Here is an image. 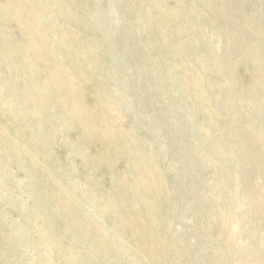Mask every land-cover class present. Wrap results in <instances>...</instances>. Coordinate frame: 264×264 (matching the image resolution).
Listing matches in <instances>:
<instances>
[{"label": "rangeland", "instance_id": "rangeland-1", "mask_svg": "<svg viewBox=\"0 0 264 264\" xmlns=\"http://www.w3.org/2000/svg\"><path fill=\"white\" fill-rule=\"evenodd\" d=\"M157 1L163 6V14L167 11L170 15L159 21L165 27L161 30L163 39L156 38L148 27L154 10L148 0H71L67 9L72 13L73 24L57 17L59 22L56 25L61 30L70 26L65 33L84 47L81 57L86 58L81 61L82 65L74 68L66 64L62 66L63 61V81L75 90L85 88L84 99L88 102L97 88L99 108L107 110L113 106V111L117 112L116 126L127 132L134 142L146 145L145 151H132L133 161L145 165L149 172L153 171L159 180L156 187L162 186L161 193H170V197L168 201H145L154 207L157 217L166 222L164 234L186 248L187 264H199V259L203 260L201 264H236L239 255L216 258L217 253L226 250L241 254L249 264H264V217L260 222L263 225L257 226L258 215L254 208L260 204L249 197L246 188L264 194V177L256 168L246 169L243 159L238 157L243 147L226 135L225 128L230 122L227 113L208 110V104L202 101L203 96H194L192 88L177 78L184 77V66L188 67L189 75L196 72L191 76V85L196 84L202 74L199 71L200 49L193 47L197 35H204L209 50L216 57L204 72L207 87L209 82L214 86L206 88L210 98L216 101L214 88L217 93L222 91L218 105L224 106V110L226 107L239 120L238 128L259 143H264V129L261 132L253 130L249 124L253 120L264 121V99L248 100L250 71L236 56L227 60L225 43L220 37L227 28L224 11H213L206 0ZM247 2L263 9L262 13L252 15L255 22L262 21L263 26L256 24L258 31H262L260 33L254 31L255 27L247 19L251 12ZM3 4L4 0H0V6ZM234 6L240 17L239 28L246 33V39L252 44L255 38L264 40V0H244ZM181 14L193 23L194 32H189L178 18ZM6 29L20 47L13 50L14 54L7 62L0 58V79H13L9 68L24 59L25 63L19 64L21 78L27 81L32 77L36 86L42 89L49 77L43 65L33 63L32 51L25 52L21 47V31L14 19L6 22ZM184 45L187 47L185 53ZM90 57L96 66L92 75L85 71ZM62 58L60 51L55 66ZM152 62L159 65L158 74L165 70L171 76L165 81L151 79L148 70ZM85 75L89 77L86 87L82 80ZM18 82H13L6 90V83L0 80L1 112L5 115L12 116L20 108L12 96L20 93ZM226 91L229 94H224ZM51 94L54 97L56 92ZM54 116L58 118L57 123L49 125L54 134L39 138L43 148L39 157L47 162L45 165L53 175L33 187L28 180L35 179V176L24 175L20 167L11 163H7L4 169L8 176L1 175L0 264H130L124 256L103 258L96 244L97 237L101 238L100 233L110 242L121 244L122 239L124 244L128 243L127 230L116 221V212L119 211L108 210L104 201L115 203L120 193H138L143 187L142 179L132 175L125 155L109 159L115 164L112 171L108 161L99 158L103 148L99 145L94 148L92 142H86L76 122H62L64 114L61 109L54 110ZM211 141L216 143L214 152L222 163L216 174L208 156ZM261 151L263 154L264 148ZM28 158L32 159V155ZM26 170L30 169L27 167ZM220 180L223 183L219 188L221 194H213L211 188ZM57 182L61 193H68L71 200L81 205L76 218L78 225L69 222L61 211L56 210V202L51 205L54 199L51 195L40 194L38 201L33 196V193H42L44 187ZM150 192L146 189L141 193ZM193 193H199L196 197L199 195L200 202L207 201L214 207L215 219L198 206L199 201L196 197L194 200ZM158 204L160 206L155 208ZM225 205L232 208V213L228 211L220 218ZM229 218L235 220L233 225L226 220ZM199 229L202 234L197 237ZM225 231L231 235L229 241L221 237ZM93 244L95 248L91 250Z\"/></svg>", "mask_w": 264, "mask_h": 264}, {"label": "bare ground", "instance_id": "bare-ground-1", "mask_svg": "<svg viewBox=\"0 0 264 264\" xmlns=\"http://www.w3.org/2000/svg\"><path fill=\"white\" fill-rule=\"evenodd\" d=\"M206 1L213 11H224L227 28L223 34H220V37L225 43L224 52L228 56L227 60H229L230 56H236L250 71L252 77L247 93L248 100L254 101L256 99H264V40L255 38L252 44L250 40L248 41L246 39V33L239 28L240 17L234 5L242 3L244 0H225L222 4L218 3L219 0ZM148 2L154 7L150 15L151 21H148V27L151 28L156 38L162 37L161 30L165 29V27L159 24V21H163L165 19L164 16L170 15L167 11L163 14V6L157 4L159 1L148 0ZM70 3L71 0H4V4L0 6L1 60H6L5 62H7L14 54L13 50L17 46L20 47L6 29V22L9 21V19H14L15 25L21 31L20 35L22 41L19 42L21 47L25 52L30 53L32 51L34 55L33 63H41L49 76L45 82L46 87L44 86L42 89L36 86L32 77L29 78L27 82L25 78H21L22 69L19 64L25 62L24 59H20V61L18 60V64H14L9 68L12 71L13 79H0L2 82L6 83V85H4L6 90L10 89L13 82L17 83L19 81L18 85L20 86V93L18 92L12 95L14 101L20 104L19 110L12 116H8L1 112L3 104H0V167L2 168V170H0V184L1 175L5 177L8 176L7 172L4 171L7 163H11L17 168L20 167L23 174L26 176L31 174L35 176V179L28 180L29 184L32 185L30 187L47 180L53 175L50 168L45 165L47 162H43L42 157H39L40 150L43 149L40 145L39 138L40 136L51 137L50 135L54 134L53 129L49 125L57 123L58 118L54 116V110L61 109L64 114V118L61 119L62 122H67L69 124H72V121L76 122L80 127V135L86 142H92L94 148L97 145L103 148V154L99 153V158H101V160H107V165L112 171L115 164L109 159H118L116 156L125 155V158L128 156V166L131 168L132 175H137L139 179H142L141 184L143 187L138 193H120L117 195L115 203H112L110 200L104 201L106 204L105 207L108 210L112 212L115 210L119 211L116 212L118 213L116 221L122 229L127 230L126 237L129 241L127 244H124L122 239L121 244L119 242H110L106 235L100 233L101 238L99 236L97 237L96 244L100 249V255L106 259L109 257L116 258L124 256L130 264H187L186 258L188 255L185 252L186 248L164 234L163 229L166 227V222H164L162 217H157V211L154 210V207L151 206L148 201H145L147 199L154 202L163 200L168 201L170 197V193H161L162 186L156 187V185L159 184V180H156L153 171L149 172V168L145 167V165L133 161L132 151L134 149L145 151V148H147L146 145L134 142L135 140L132 139V137L130 138L127 132L116 126L114 121H116L117 112L113 111V106L109 107L107 110L99 108V102L96 100L97 88H94V92L91 95L92 100L88 102L84 99V95L87 92L85 88L77 87L78 89L75 90L74 88L72 89V86H67L65 80L63 81V74L61 71V64L63 61L65 63L62 64V66L66 64L74 68V66L82 65L81 61L86 58L81 57L84 52V47L73 40V37L65 33L69 31L70 26H68L67 29L64 28L63 31L56 25V23L59 22L58 19H65L70 24H73L72 13H69L67 9ZM247 4L250 3L247 2ZM250 6L251 12L247 14V19L255 27L256 30L254 31L259 32L256 24L263 26L262 21L256 20L255 22V18L252 15L255 12L262 13L263 9H259V6L255 3L252 5L250 4ZM76 10H78V8H76ZM57 17L59 18L56 19ZM178 18L183 21L189 32H194L195 28L192 25L193 23L188 20L185 14H181ZM178 35L181 36L182 34L178 33ZM193 47L196 48L195 50L200 49L199 53H201V59L199 61V71L202 74L197 78L196 84L193 82V85H191V76L196 72L189 75L187 72V70H189L188 67L184 66L186 72L183 73V75L185 74L184 77L179 78L177 76V78L192 88L194 96L198 98L203 96L202 101L208 104V110L216 113H223V111L227 113L230 122L225 128L226 135L233 138L243 147L238 152V157L243 159L246 169L256 168L259 175L264 177V153L260 154L261 149L263 150L264 148V143L253 140L251 135H247L245 132L241 131L238 128L239 120L234 117L226 107L224 110L222 109L224 106L218 105V98L223 95L222 91L217 93L214 88V96H212L216 101L212 100L206 91V88H210L213 85L212 82H209V87H207L204 80V72H207L208 63L216 61V57L213 52L209 50L203 34L197 35L194 39ZM186 50L187 47L184 45V53ZM60 51L63 54V58L61 63L59 62L58 66H55L54 61L58 60L56 59V55H58ZM175 51H177L178 54L180 53L177 49H175ZM195 54L194 58L197 62L198 60H196V57L198 56L197 53ZM77 57L80 58L77 59ZM87 60L88 59H86V61ZM91 61H93V58L90 57V62L86 65L88 67L85 69L87 74H91L96 70V66H94ZM196 62L193 61L192 63ZM26 63L31 64L30 62ZM146 65L148 64L146 63ZM31 68L34 72L33 67ZM157 68H159V65L155 62L149 65L148 71L151 72V75H149L151 79L165 81L171 76V73L165 70L163 73H160L161 75L158 74ZM86 75L82 78V80L85 81V87L86 81H89V77ZM227 75L229 76V73H227ZM19 78L20 80H18ZM52 91L56 92L54 97L51 94ZM224 94L229 93L226 91ZM235 98L236 95L234 94L233 99ZM249 128L253 130L258 129L261 132L264 129V121L253 120L249 124ZM176 129L178 130L177 126ZM43 146L46 148V145ZM215 149L216 143L211 141L208 156L213 162L212 169L216 174L217 171L219 173L222 163L216 156L214 152ZM148 151L152 153L150 148H148ZM29 155H32V159L28 158ZM27 167L30 170H26ZM36 172H38V174H36ZM56 180L60 181L58 179ZM218 183L219 184L216 185L214 184L213 188H211L213 194H221L220 191L222 189L219 190V188L222 187L223 183L221 180ZM246 188L247 193L250 195L249 197L254 202L260 204V206L254 208V211H256L258 215L256 225H263L260 222H262L264 217V194L260 195V193L253 191L252 188L247 186ZM43 189L44 191L42 193H33L35 199L37 201L40 200V197L38 198L40 194L44 196L51 195L52 199L54 198L51 205H54L56 202V210L61 211V214L69 219V222L78 225L79 223L76 218L79 212H81V205L71 200L70 197L67 196L68 193H61L58 182L50 185V187H44ZM67 189H69V187H67ZM146 189H149L151 192L141 193L144 191L146 192ZM197 194L199 193H193V195H195L194 200ZM196 200L199 201L198 206L211 217L214 216L215 219L217 213L214 207L207 201L200 202L199 195L196 197ZM157 206L160 205H156L155 208ZM39 207H43V205L39 204ZM228 211L232 213V208L225 205L222 214H220V218ZM226 220L232 223V225L235 223L234 219H232L233 221L230 218ZM201 234L202 231L199 229L197 237L201 236ZM222 236H224L226 241H229L231 237L226 231L221 234V237ZM94 248L95 244L91 245L90 249L93 250ZM222 248L225 247L222 246ZM236 255L240 257L236 260V264H249L241 254H235L233 251L229 250L220 251L216 254V258H233L237 257ZM168 257L171 259H168ZM168 260H170V262H168ZM199 260V264H201L203 260Z\"/></svg>", "mask_w": 264, "mask_h": 264}]
</instances>
